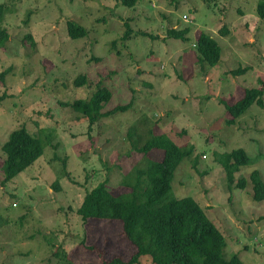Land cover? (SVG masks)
<instances>
[{
	"label": "rangeland",
	"instance_id": "rangeland-1",
	"mask_svg": "<svg viewBox=\"0 0 264 264\" xmlns=\"http://www.w3.org/2000/svg\"><path fill=\"white\" fill-rule=\"evenodd\" d=\"M258 2L137 0L129 7L119 0H0L9 33L0 46V264L129 258L134 247L120 220H82L76 209L104 179L113 193L120 191L124 174L142 158L129 151L126 139L141 114L191 150L173 172L172 195L199 204L225 239V257L234 253L243 264H264V199H254L249 179L257 170L264 183V18L257 15ZM68 20L86 35L71 39ZM183 27L189 28L185 40L167 37V29ZM201 32L220 46L213 66L198 59L194 44ZM80 74L87 82L76 86ZM98 84L111 91L103 111L130 101L131 107L88 130L87 120L64 103L89 98ZM247 89L262 90L261 104L252 103L227 124L233 116L226 105ZM22 125L43 139V154L2 184L1 146ZM239 148L251 162L228 186L219 157ZM148 157L160 160L162 151L151 149ZM241 177L247 180L243 189L235 186ZM139 264L153 263L141 256Z\"/></svg>",
	"mask_w": 264,
	"mask_h": 264
},
{
	"label": "trees",
	"instance_id": "trees-1",
	"mask_svg": "<svg viewBox=\"0 0 264 264\" xmlns=\"http://www.w3.org/2000/svg\"><path fill=\"white\" fill-rule=\"evenodd\" d=\"M119 1L131 7L137 0ZM6 11L5 5L0 3V46L9 37L7 28L2 26ZM256 11L260 18H264V0H259ZM66 28L71 39L86 35L85 28L74 21L68 20ZM188 31V27L169 28L166 34L168 38L185 40ZM223 31L221 33H226V30ZM128 33L126 31L123 38ZM194 45L200 61L210 66L217 63L220 46L209 34H197ZM246 69L248 68H239L232 73L240 74ZM86 82V76L80 74L73 83L82 86ZM261 91L247 89L242 98L231 104L226 103L233 116L226 121L227 124L234 123V119L243 114L252 103L261 104ZM110 98L111 91L98 84L89 98L74 99L64 105L81 114L87 120V129L91 130L101 118L131 107L130 101L103 111ZM156 124L146 114H141L128 127L126 139L130 143L129 151L131 149L141 153L142 158L124 174L119 183L120 191L113 193L107 179H104L86 191L76 209L82 220L89 217L120 220L122 231L132 243L134 252L126 260L116 257L105 263L139 264L141 256H148L153 264H243L234 253L228 258L224 256L226 243L222 233L192 197L176 198L172 195L170 181L173 172L191 150H182L165 133L159 132ZM44 144L42 138L31 134L23 125L13 130L1 146L2 184L38 160L43 154ZM151 149H160L162 158L154 160L148 157ZM250 162V157L241 148L220 155L219 163L225 171L228 186L233 182L234 173ZM249 179L254 199H264V183L258 171L253 170ZM246 182L241 177L235 186L243 189ZM63 258L66 259L64 255ZM63 264L74 263L68 260Z\"/></svg>",
	"mask_w": 264,
	"mask_h": 264
}]
</instances>
